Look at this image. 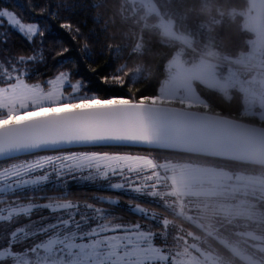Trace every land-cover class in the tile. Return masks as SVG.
<instances>
[{"label":"snow or ice","instance_id":"obj_1","mask_svg":"<svg viewBox=\"0 0 264 264\" xmlns=\"http://www.w3.org/2000/svg\"><path fill=\"white\" fill-rule=\"evenodd\" d=\"M3 18L29 42L43 35L37 23H23L12 11L0 10ZM35 62L37 55L21 56L16 63L9 62L10 67L0 62V206H4L0 222L21 225L0 234L4 236L0 264H201L195 258L182 259L189 254L187 247L174 256L165 255V249L154 244L157 234L150 226L112 223V206L119 201L111 197L82 205L66 196H44L40 198L47 203L36 202L38 192H63L65 175L87 171L89 178L95 175L104 181L120 177L121 182L109 183L110 189L123 191L127 186L134 193L160 198L172 209L190 173L180 161L161 164L139 154L63 153L65 145L153 146L174 153L184 149L173 129L175 117L162 107L166 103L162 97L136 102L116 95H78L81 85L70 83L68 72L43 84L29 83L26 65ZM113 79L123 83L118 75ZM66 88L71 91L66 93ZM48 150L63 154H39ZM129 211L156 221V215L139 204L130 205ZM171 223L162 220L165 229ZM175 239L179 243L183 238ZM213 239L229 252L239 251L219 235ZM208 259L222 264L219 256Z\"/></svg>","mask_w":264,"mask_h":264},{"label":"trees","instance_id":"obj_2","mask_svg":"<svg viewBox=\"0 0 264 264\" xmlns=\"http://www.w3.org/2000/svg\"><path fill=\"white\" fill-rule=\"evenodd\" d=\"M152 1L163 19L171 22L174 32L190 38V44H187L189 47L227 60H236L248 51L252 33L242 25V11L247 6V0ZM135 5L131 0H0V10L12 11L23 23H37L43 33L29 42L13 30L4 18L0 19V62L10 67L9 62L16 63L21 56L37 55L38 62L26 65L30 74L29 83L43 84L60 72H68L70 83L79 82L81 85L78 95H98L101 98L116 95L134 101L142 97L159 96L160 87L167 75L165 65L172 55L176 52L180 54L181 51L184 59L191 60L194 57L186 50H181L184 43L161 32L156 26L160 21L158 14L137 5V9H133ZM64 24L70 27H62ZM40 53L43 54L42 61H39ZM17 67L20 65L17 64ZM117 75L121 77L122 84L113 79ZM195 89L207 108L193 109L264 126V120L260 121L257 114L249 118L238 116L247 111L241 93L233 91L226 96L222 88L208 87L197 81ZM87 149L120 150L136 154L145 152L157 163L191 159L230 173H259L264 177V166L261 165L188 152L174 153L155 147L97 145L64 148L63 151ZM50 152L56 151L48 150L39 154ZM61 187L63 192L47 190L36 193V202H48L40 198L44 196H66L72 202L96 204V197H111L119 201L118 205L112 206V223H139L150 226L152 231L161 232V224L150 218L145 220L129 211L130 205L139 204L154 213L157 219L167 218L199 236L203 249L221 257L228 264H248L224 249L218 240H214L203 229L175 215L163 203L140 197L131 191L112 190L92 183L80 184L74 180H69L66 185L61 184ZM246 198L264 216V199L251 196ZM255 226L251 225V230L264 236V222ZM169 237L174 240L171 234ZM260 254L264 256V253Z\"/></svg>","mask_w":264,"mask_h":264},{"label":"rangeland","instance_id":"obj_3","mask_svg":"<svg viewBox=\"0 0 264 264\" xmlns=\"http://www.w3.org/2000/svg\"><path fill=\"white\" fill-rule=\"evenodd\" d=\"M131 1H134L137 6L144 8L148 12H155L158 14L160 21L156 23V26L160 28L161 32L189 46L187 44H190V38L174 32L171 22L163 19L152 0ZM136 5L132 6V8L137 9ZM242 15L243 27L252 33V37L249 40L250 46L247 52H264V0H247V6L244 11H242ZM4 19L7 21V18ZM181 50H183V48H181ZM181 55V51L180 54L176 52L166 62L165 68L167 75L160 87L161 91L159 97H162L166 101L165 104H177L191 108H207V106L200 101V97L195 89V81L208 87L219 88L223 84L222 75L217 71V67L214 63L207 59L198 57L187 60L182 58ZM65 91L67 93L70 92L71 89L66 88ZM168 101H170V103ZM246 110L247 111H244L245 117H254L247 108ZM92 151L136 155V153L127 151H100L96 149L63 151V153ZM63 153L50 152L40 155ZM139 155L147 156L145 152ZM166 162L175 163L177 161L169 160L162 163ZM182 163L190 173L186 179L187 187L183 189L182 194L176 198L173 208H167L175 215L203 229L209 236L213 237L219 235L221 238L229 240L234 248L239 249V251L233 253L248 264H264V258H262L264 256L260 254L261 252L264 253V236L257 235L251 230L253 229L251 225H256L255 227H257L258 223L264 222V216H262L261 212L254 208V204L246 198V196H251L264 199V177L259 173H230L222 168L212 165H203L191 159L182 161ZM213 169L218 171L214 172ZM159 171L163 174L162 169ZM69 180H74L80 184L92 183L107 187H109V183L121 182L120 177H112L110 181H104L95 175L89 178L87 171L65 175L61 184L66 185ZM125 190L129 191L127 190V186ZM159 190H163L162 187ZM136 195L148 197L165 205L164 201L158 197H150L145 194L137 193ZM173 199L174 198H169V201ZM4 214L6 215V212ZM44 215H48V212L45 211ZM162 220L157 219L156 216L155 222L162 225ZM171 222L172 223L167 229L162 225L163 230L161 232L153 231L157 234L154 239V244L165 249L164 254L168 256H174L177 252H183L184 248L187 247L189 254L182 257L186 262L192 261L193 258H195L199 260L201 264H211V260L208 259V257H216L217 255L202 248V239L186 231L179 224L173 221ZM19 226L21 225L17 223H10L7 221L0 222V234H10L12 230ZM169 234H171L174 240L169 237ZM177 236L183 238L179 243H177L175 239ZM3 239L4 236L0 235V242H2ZM193 245L196 247H193ZM197 248L200 249L199 252H197ZM201 253H203V255H201ZM162 264H165V262H162ZM222 264L228 263L222 259Z\"/></svg>","mask_w":264,"mask_h":264},{"label":"water","instance_id":"obj_4","mask_svg":"<svg viewBox=\"0 0 264 264\" xmlns=\"http://www.w3.org/2000/svg\"><path fill=\"white\" fill-rule=\"evenodd\" d=\"M162 107L175 117L173 129L183 152L264 166V126L172 104ZM82 146L97 145H65L63 149Z\"/></svg>","mask_w":264,"mask_h":264},{"label":"built area","instance_id":"obj_5","mask_svg":"<svg viewBox=\"0 0 264 264\" xmlns=\"http://www.w3.org/2000/svg\"><path fill=\"white\" fill-rule=\"evenodd\" d=\"M181 47L194 58L214 63L222 75L224 95L229 96L233 91L241 93L245 108L264 120V52H245L236 60H227L189 46ZM238 116L245 117V114L242 112Z\"/></svg>","mask_w":264,"mask_h":264},{"label":"crops","instance_id":"obj_6","mask_svg":"<svg viewBox=\"0 0 264 264\" xmlns=\"http://www.w3.org/2000/svg\"><path fill=\"white\" fill-rule=\"evenodd\" d=\"M222 86H223V84H222L221 87H219V88H222Z\"/></svg>","mask_w":264,"mask_h":264}]
</instances>
